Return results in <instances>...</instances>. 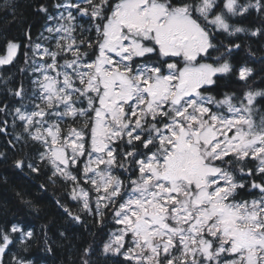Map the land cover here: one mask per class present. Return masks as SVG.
Returning a JSON list of instances; mask_svg holds the SVG:
<instances>
[{
	"label": "snow or ice",
	"instance_id": "1",
	"mask_svg": "<svg viewBox=\"0 0 264 264\" xmlns=\"http://www.w3.org/2000/svg\"><path fill=\"white\" fill-rule=\"evenodd\" d=\"M16 7L0 4L13 16ZM51 7L33 8L45 18L35 37L28 25L23 42L0 49V69L22 56L32 86L0 76L19 101L0 105V134L10 116L22 129L14 140L39 146L13 167L61 183L76 208L57 204L75 223L103 224L110 213L117 227L101 255L113 264H264V88L235 62L242 36L264 37V0ZM253 15L259 26L238 23ZM34 237L17 223L0 227V264H33L5 257L14 245L28 252ZM92 253L85 248L81 264Z\"/></svg>",
	"mask_w": 264,
	"mask_h": 264
},
{
	"label": "trees",
	"instance_id": "2",
	"mask_svg": "<svg viewBox=\"0 0 264 264\" xmlns=\"http://www.w3.org/2000/svg\"><path fill=\"white\" fill-rule=\"evenodd\" d=\"M4 0H0L3 4ZM16 13L11 14V10H0V49H2L7 39L15 38L23 42V30L32 26L33 36L41 30L44 23V16L33 11V8L45 3L50 11H53L54 0H15ZM83 22V21H82ZM238 23L252 27L259 26L260 21L255 15L238 21ZM242 43V48L235 56V62L239 65L247 62L255 69L253 88H264V37L245 38L238 41ZM255 53L254 57H249L247 48ZM25 67L23 57H19L14 66L0 69V76L10 77V86L16 87L23 82L26 90H31V77L27 71L21 73L20 68ZM7 103L9 107L18 105L19 101L10 96L3 85H0V105ZM264 103V102H262ZM5 117L0 114V120ZM9 126L7 135L0 134V152L6 154L5 158H0V227H10L12 223H17L24 230L31 229L35 233L31 241L28 252H21L14 245L10 246L9 255L6 260L11 259V253L18 252L26 259L32 260L34 264H81L83 250L89 246L93 253L90 257L92 264H113L116 258H105L101 255L103 243L108 239L109 233L117 227L112 222L109 213L103 224H98L96 220L84 215L83 223L73 222L64 213L60 205L68 204L74 210L76 205L71 202L61 183L53 185L48 181L49 173L42 172L41 175L31 174L27 168L23 171L13 167V160L24 157L32 159L38 149V145L14 140L16 132L22 131L17 126L11 127V117H7ZM12 140L15 147L9 145ZM44 184L45 188L40 185ZM17 193L20 195L18 196ZM24 201H31L28 206ZM45 233L47 235H45ZM63 233V235H61ZM45 239L52 247L49 253L45 247Z\"/></svg>",
	"mask_w": 264,
	"mask_h": 264
},
{
	"label": "rangeland",
	"instance_id": "3",
	"mask_svg": "<svg viewBox=\"0 0 264 264\" xmlns=\"http://www.w3.org/2000/svg\"><path fill=\"white\" fill-rule=\"evenodd\" d=\"M0 54H2V52H0ZM114 230V229H113ZM34 264V263H33Z\"/></svg>",
	"mask_w": 264,
	"mask_h": 264
}]
</instances>
